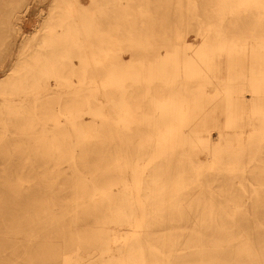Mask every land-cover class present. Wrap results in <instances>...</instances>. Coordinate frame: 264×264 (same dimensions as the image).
I'll return each instance as SVG.
<instances>
[{
	"label": "bare ground",
	"instance_id": "6f19581e",
	"mask_svg": "<svg viewBox=\"0 0 264 264\" xmlns=\"http://www.w3.org/2000/svg\"><path fill=\"white\" fill-rule=\"evenodd\" d=\"M24 1L0 150L40 161L0 179V264H264V0H52L17 43Z\"/></svg>",
	"mask_w": 264,
	"mask_h": 264
},
{
	"label": "rangeland",
	"instance_id": "374dc122",
	"mask_svg": "<svg viewBox=\"0 0 264 264\" xmlns=\"http://www.w3.org/2000/svg\"><path fill=\"white\" fill-rule=\"evenodd\" d=\"M52 0H25L21 6H20V11H21V20H20V33H16V35L14 36L15 41H17V43L20 42V40L22 38H24V36L28 33H31L34 31V29L41 23V21L44 19V17L47 14V10L51 4ZM21 32H23V34H21ZM184 37L186 39V41H188L189 43H191V48H189L187 51L189 53L192 52V50L194 48H196L199 43L201 42V36H199L198 34H196V32L194 31V29H188L187 31H185ZM10 47L6 48V49H2L0 51V77H2L6 71L7 68L11 67V65L14 63V59H15V53L11 54L10 52ZM160 52L164 53V49L161 47L160 48ZM125 57L124 59L127 60L130 58V54L128 52H125ZM226 60H227V55L226 52H222L220 54V61H221V65H220V75L221 77L225 76L224 73V69L226 66ZM52 86L53 85V81L51 80ZM220 103V102H218ZM222 105V104H221ZM225 110H218L217 111V115L218 117L216 118L217 121V125L218 127L221 129V124H222V114H225ZM252 122H257V118L253 117L251 118ZM223 129V128H222ZM249 127H246L242 130H244V132L242 133L243 136L247 135V131L249 130ZM233 131L230 128H226L223 130L224 134L223 139L226 137V135L229 134V132ZM212 139H213V143L217 144L220 141V137L217 134V131H213L212 134ZM222 139V140H223ZM33 145V143L30 142H19L17 140H12V141H5L4 143V147H14V146H21V147H31ZM10 151L7 150V148H3L2 150H0V155H5V157H1L0 158V179L1 178H5V177H24L23 175H11V174H6L4 173V171L6 169H8V165L9 164H14L15 167H13L14 170H17L19 168L22 167L23 163H28V162H39L40 160L38 158H26L24 157L25 154L31 153L30 150L27 149H22L19 153L20 156L19 157H14V158H10L8 157V153ZM34 153V152H33Z\"/></svg>",
	"mask_w": 264,
	"mask_h": 264
}]
</instances>
